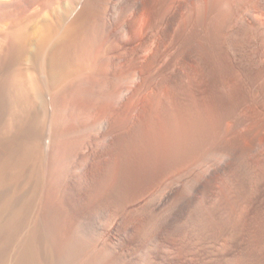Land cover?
<instances>
[{
  "label": "rangeland",
  "instance_id": "rangeland-1",
  "mask_svg": "<svg viewBox=\"0 0 264 264\" xmlns=\"http://www.w3.org/2000/svg\"><path fill=\"white\" fill-rule=\"evenodd\" d=\"M80 4L81 26L71 48L80 51L79 61L78 53L70 57L77 68L85 66L86 74L103 77L101 82L106 80L110 90L91 114H84H89L87 119L81 115L87 125L85 120L83 126L78 119L69 122L79 131L73 130L64 142L72 159L61 177L85 157L92 172L105 171L108 178L117 175L120 153L117 136L108 131L111 118L119 119L127 132L142 126L151 136V147L133 157L132 180L124 190L125 195L136 193L128 209L139 207L142 210L135 214L143 215L139 212L131 222L130 210L116 212L107 206L83 220L100 244L115 241L123 248L119 246V251L127 250L145 264H237L253 232L256 207L241 215L232 241L218 236V221L210 210H196L222 190L234 157L190 155L176 146L174 136L177 132L189 138L188 143L203 145L237 138L245 156L264 173V0H84ZM234 34L245 35L242 55L223 44ZM46 113H40L23 147L0 148V264H11L19 256L31 264H56L39 215L50 158L44 147L36 150L35 144H43L47 137L49 109ZM102 119L105 129L99 131ZM222 215L226 213L217 216ZM203 218L213 225L209 237L194 238L191 222Z\"/></svg>",
  "mask_w": 264,
  "mask_h": 264
},
{
  "label": "bare ground",
  "instance_id": "bare-ground-1",
  "mask_svg": "<svg viewBox=\"0 0 264 264\" xmlns=\"http://www.w3.org/2000/svg\"><path fill=\"white\" fill-rule=\"evenodd\" d=\"M81 1L0 0V148L19 149L23 147L25 139L30 137L31 128L40 113L44 112L45 114L49 109V119L45 131L47 137L43 144L36 142L35 149L40 150L41 147H44L50 158L49 183L39 215L51 246L49 247L54 253V262L56 264H145L143 257L144 262H140L141 260L138 261L129 255L131 253H128L127 250L119 251L120 245L115 241L111 243L107 240L100 244L95 238L96 236L93 235L92 228L83 218L94 215L107 206L113 207L116 212L127 210L131 206L136 193L125 195L124 190L132 180L133 157L151 147V136L147 130L142 126H136L137 128L132 132H127L124 124L118 122L119 119L111 118L107 122L109 123L108 131L114 133L115 138L117 136L118 143H116L120 153L117 175H114V178H108L105 176L107 175L105 171L104 174L92 172L91 168L89 169L86 165L88 161L85 157L80 160L76 169L69 171L64 178L61 177L63 167L69 165L72 159L70 151L64 145L68 135L73 132L75 127V125L73 126L75 122L71 120L78 119L80 126H83V121L89 117V114L85 116L84 114L89 112L91 114L95 104H98L99 99L105 97V94L110 90V84L108 85L106 80L101 82L103 77L98 80L94 76L95 74L90 75L93 74L91 71L86 74L85 66L80 69L79 65L77 68L76 63L79 61L80 51L76 52L71 48H73V43H76V39H74L76 28L81 26L78 24L80 18L78 6L84 0ZM79 35L81 36V33ZM244 36L231 35L225 41L223 40V44L233 53L242 55L246 47ZM78 44L81 45V43ZM72 53H78L77 62L72 59L73 56L75 57V55L72 56ZM79 70H84L85 74H79L81 71L76 74ZM71 77L72 81L68 80ZM108 94L110 95V93ZM46 115L48 114L46 113ZM81 115L85 117L84 120L81 119ZM70 121L73 124L70 125ZM84 122V125H87L86 120ZM103 123L104 119L97 127L99 131L105 129ZM191 136L188 137L191 138ZM188 139L177 132L174 136L176 146L183 148L190 155L194 153V156L209 157L210 159L220 155L234 157L233 162L228 166L222 190L217 191L213 197H208L204 206L196 210H210L218 221V231L215 230V232L218 236L226 237L227 241H232L234 236H237L241 215L244 211L256 207L253 232L251 234L249 232L250 236L246 244L244 242V246H242L241 258L237 264H264V173L261 171L262 169L258 164H255L256 162L253 163L254 161H250L245 156L237 138L227 137V139H220L212 145H203L202 141V143L196 144L191 140L188 143ZM17 183L15 182V184ZM20 189L18 188V190ZM128 210L130 211L127 212V216L131 220L142 209L136 207ZM135 210L136 212L140 211L135 214ZM220 212H225L226 215L217 216ZM140 214L142 213L140 212ZM128 223L130 222L128 221ZM191 226L194 238H204L205 234L208 236L207 233L211 231L210 228L213 225L203 218L192 220ZM4 229L6 228L4 227ZM141 234L143 233L141 232ZM13 237L15 238V236ZM11 258L7 261L10 262ZM29 261L26 257L19 256L12 262L13 264H31ZM12 262L10 263L12 264Z\"/></svg>",
  "mask_w": 264,
  "mask_h": 264
}]
</instances>
